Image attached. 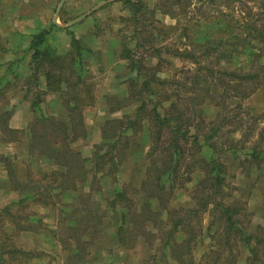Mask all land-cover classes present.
<instances>
[{
  "label": "rangeland",
  "instance_id": "obj_1",
  "mask_svg": "<svg viewBox=\"0 0 264 264\" xmlns=\"http://www.w3.org/2000/svg\"><path fill=\"white\" fill-rule=\"evenodd\" d=\"M103 1L105 0H66L60 10V24L70 22ZM228 1L191 0L193 4L189 7L187 14L180 12V8L175 5L177 13L171 14L162 12L158 8V5L162 3L161 0H129L128 2L113 0L74 24L53 27L55 13L61 0H0V44H3L0 46V112L3 107L4 110L15 111L13 106L24 96L27 101L36 99V94L42 93L40 86L43 88L46 86L44 71L51 70L60 74L58 63L63 65L64 76L70 74L69 69H66L69 61L66 58L69 56L68 52L75 50L74 36L85 49L84 75L86 83L92 86L94 95L93 103L86 105L84 109L88 134L73 143L74 149L80 151L84 157H90L95 145L103 141L104 127L107 125L111 129L107 122L126 115L133 116L136 105L142 101H136V99L143 98L142 96L149 93L146 91L140 94L142 80L146 77L153 80L152 84L157 90L148 98L152 97L158 101L170 94L171 102L176 101L183 110H189L194 106L190 100L189 106L183 104L182 102L185 101L183 95L190 94L187 89L197 81L204 85L207 81L203 76L208 73L210 67L215 65L214 53L206 54L202 44L214 38L229 39L228 37L234 36L239 30L233 22L229 26L224 20L226 19L224 13L230 11L225 5ZM246 1L251 5L257 3L256 0ZM239 2L241 1L234 2L235 5H233L235 8L237 6L235 15L242 10L238 7ZM203 3L202 10H198L197 8ZM40 25L50 29L43 47L50 49L52 57L51 61L44 62L45 65L39 67L38 82L35 84L30 77L34 68L32 50L28 49L29 47L26 49L25 43H22L23 46L14 52L13 58L3 61L1 47H7L4 42L10 36H18L20 39V36H23L26 38L23 41L28 43V36H25L40 32ZM159 49L168 61L165 63V68L156 71L155 65L160 58V55H157ZM186 50H190L186 53L187 58H184L182 54L176 57V52ZM254 50L258 51L256 48ZM60 58L63 59L60 60ZM132 58L133 62L145 66L140 68L141 73L130 64ZM248 58L249 52L240 49L231 63L222 60L221 64L232 69L248 68L251 64ZM261 60L264 62V57ZM74 68L78 72L81 71L80 66H74ZM135 76L141 78V81L133 87L131 80ZM166 78L169 82L160 85L158 80ZM209 84H213L212 79ZM215 89L216 87L212 86L211 92H215ZM222 91L223 88H220L219 93ZM85 95L86 93L83 97ZM42 96L40 99L44 101H40L46 111L53 113L57 110L66 117V108H64L66 95H58L63 106L61 110L46 106V102L57 94H42ZM219 98L220 96L216 98V101ZM216 101L208 98L205 103L196 105L195 111L191 113L194 116L197 115L195 128L191 129V134L196 132L201 114L207 121L216 120L219 124L226 115L239 113L244 118L243 133L245 134H249L252 128L258 125L259 116L264 114V90L261 89L245 100L240 97L227 98L225 111H222L223 104L216 105ZM218 101L223 103L224 98L221 97ZM220 110L223 113L217 116ZM10 118L9 123L13 126L20 124L23 120V117L19 115H13ZM232 127L230 125L227 128ZM239 132L235 133V138L241 136L242 133ZM245 134H242L243 137ZM258 134L259 127L253 139L257 138ZM133 135L134 132L131 133L132 137L128 136L130 142L121 157L120 177L123 181L132 178L139 180L147 169L148 161L145 159V154L148 147L146 144H140L138 137L133 138ZM231 138L225 132L218 138L220 147L228 151V153L220 154L219 157L227 164L229 170L226 177L228 185H225L224 189L233 192L235 196L233 200L238 201L239 205L247 211L244 226H247L248 231H255L259 226L264 225V161L258 162L249 155L250 147L247 146L251 141L243 142L246 147L240 143V149L236 153L226 149L230 145L228 141ZM32 143L33 146L36 144L35 141ZM190 145L195 150L194 144ZM260 146L264 147V143ZM20 148L15 143H5L0 135V264H138L139 262L152 264L154 252L150 250V244H145L143 241L133 249L120 248L114 237L116 227L110 223L111 221L106 224L108 227H104L105 236L96 237L93 244L86 249V253L90 252L85 255L86 257L84 256L86 259L83 258L82 253L72 257L74 253L70 249L75 243V238L66 232L65 224L66 177H57L53 174L43 179L44 173L37 172V164L40 161H33L34 168H31L28 166L29 161L26 160L27 151L24 155ZM63 149L66 150V148ZM50 153L54 161L43 163L47 169L52 168L56 160L58 162L61 160V157L57 156V154L60 155L59 153ZM218 155L219 152L216 153V156ZM61 162L65 164L66 160L62 159ZM21 168L28 171L27 174L22 173L24 176H30L31 172H34V179L28 180L27 184L33 191L42 192L40 197L20 201L21 190H17L14 184H17L15 171L20 172ZM63 170L66 171V166ZM191 176L194 178L195 175L186 173L185 167L181 168L176 185L175 181L173 183L175 192L172 197V206L194 205L190 197L194 186V181L190 180ZM111 180V177L106 179L104 188H109ZM93 187L96 188V186ZM92 192L94 202H98L103 197L98 189ZM5 206L12 211L13 217L4 220V216L8 217L3 211ZM93 206L97 209L95 204ZM31 216H33L32 219H30ZM61 217H63L62 221ZM199 222L206 229L211 225L216 228L219 224L211 211L200 215L197 226H200ZM214 232L212 231V234H215ZM212 234L207 237L204 233L205 240L200 241L196 247V264H204L208 260L209 251L215 242ZM14 249L28 250L31 253L23 256L20 251H13ZM235 254L238 264H250L249 250L244 241ZM159 259L157 264H165L162 258Z\"/></svg>",
  "mask_w": 264,
  "mask_h": 264
},
{
  "label": "trees",
  "instance_id": "obj_2",
  "mask_svg": "<svg viewBox=\"0 0 264 264\" xmlns=\"http://www.w3.org/2000/svg\"><path fill=\"white\" fill-rule=\"evenodd\" d=\"M238 1H241L238 7L242 10L235 15L237 6L235 8L233 5ZM161 2L158 8L162 12L171 14L177 13L174 5L180 8V12L187 14L193 4L191 0H161ZM256 2V5H251L246 0H229L225 3L231 11L224 13L226 24L231 26L233 22L239 30L234 36L228 37L229 39L214 38L202 44L206 54L214 53L215 65L203 76L207 81L204 85L197 81L187 89L190 94L183 95L185 101L182 103L189 106L190 100L194 107L183 110L178 102H171L170 94L158 101L152 97L148 98L157 90L152 84L153 80L146 77L142 80L140 94L146 91L150 94L136 99L142 101L136 105L133 116L126 115L107 122L111 129L107 125L104 127L103 141L95 145L90 157H84L72 146L78 138L87 136L84 109L94 101L92 86L86 83L84 75L85 49L79 40L73 37L75 50L67 54L69 56L66 59L69 61L66 69H69V75H63L61 63H58L60 74L51 70L44 71L46 88L51 93L66 95V117L58 119L59 121L51 117H42V134L39 135L40 142L36 148L41 151L44 149L48 153L50 150L54 152L61 150L60 146L53 148L55 138L57 145L66 147L62 154L63 161L66 160L64 164L66 166L65 224L66 232L75 238V243L70 249L74 253L72 257L82 253L83 258L86 259L85 255L90 253H86V249L93 244L96 237L105 236L104 227L111 221L110 223L116 227L114 237L120 248L133 249L143 241L145 244H150V250L154 252L152 264H157L159 258H162L165 264H196L195 249L200 241L205 240L204 233L210 237L212 231H215V234H212L215 242L204 264H238L235 251H238L243 241L249 250L250 264H264V225L259 226L255 231H248L247 226H244L247 211L238 201L233 200L235 198L233 192L224 189L225 185H228L226 177L229 170L227 164L219 157L220 154L228 151L220 147L218 142L221 133H228L232 138L228 141L230 145L226 149L236 153L240 149V143L251 141L247 146L250 147L249 155L258 162L264 161V147L260 146L264 143V114L259 116L258 125L252 128L249 134L243 133L244 118L239 113L226 115L219 124L216 120L207 121L201 114L196 132L194 134L190 132L195 128L197 117L191 113L195 111L196 105L205 103L208 98L216 101L217 97H223L224 102L218 101L219 98L216 105L223 104L222 111H225L227 98L240 97L245 100L258 90H264V62L261 60L264 57V0H256ZM165 6L167 8H164ZM203 6L204 3L197 9L202 10ZM52 26L56 27L55 24ZM49 33L50 29L43 27L40 32L34 34L29 46L34 64L33 74L30 77L35 84L38 82L39 67L45 65L44 62H49L52 57L50 49L43 47ZM240 49L249 52L248 61L251 64L248 68L232 69L221 64L222 60L231 63ZM157 51L160 58L155 65L156 71L165 68V63L168 61L163 57L160 49ZM188 52L190 50L176 52L175 55L178 57L182 54L187 58ZM130 61L132 67L141 73L140 68L145 66L133 62V58ZM233 63L235 64V61ZM74 66H80L81 71L78 72ZM210 79L213 81L212 85L209 84ZM139 81L141 78L133 77L131 86H136ZM158 82L163 85L169 80L159 79ZM212 86L216 87L215 92H211ZM220 88H223L221 93H219ZM222 111L220 110L217 116H221ZM3 116L5 115L0 119L2 127L6 123ZM230 125L233 127L227 128ZM258 127V137L253 139ZM132 132H134L133 138L138 137L139 143L148 147L145 154V159L148 161L147 169L141 179L132 178L123 181L120 177L121 157L124 149L128 147L130 142L128 136H131ZM238 132L245 136L241 134L235 138V133ZM48 141H52L50 143L52 145H49ZM190 144H194L195 150ZM243 147H246V144H243ZM218 152L219 155L216 156ZM184 167L186 173L195 175L194 178L193 176L190 178L194 181L190 192L194 205L172 206L175 192L173 183L175 181L176 185L179 172ZM108 177L112 180L109 188H104ZM94 189H98L103 196L98 202L93 200ZM37 196L40 197L39 194L26 192L24 198L34 199ZM3 211L8 215L7 218L4 216V220L13 217L8 206H5ZM208 211L215 216V220L219 223L218 227L211 225L206 229L200 222V226H197L199 216ZM13 251H20L23 256L31 253L20 249Z\"/></svg>",
  "mask_w": 264,
  "mask_h": 264
},
{
  "label": "crops",
  "instance_id": "obj_3",
  "mask_svg": "<svg viewBox=\"0 0 264 264\" xmlns=\"http://www.w3.org/2000/svg\"><path fill=\"white\" fill-rule=\"evenodd\" d=\"M62 9V8H61ZM59 18H60V14H59ZM54 22V20H53ZM56 26H60L57 25ZM43 25H40V29L39 31H41L43 29ZM61 27V26H60ZM62 27H64L62 25ZM32 33V32H31ZM36 32L32 33L30 36L26 35L25 37L28 36V43L23 41L24 38L23 36H20L21 39L18 36H10L6 39V41L4 42L5 46H2L1 49L2 51V57H3V61L13 58V54L14 52H16V50H19V48H21L23 46L22 43H25L26 45V49L30 46L31 41L33 39V36ZM16 40H13V39ZM22 44V45H21ZM3 44H0V46ZM29 49V48H28ZM31 55V54H30ZM31 58V56H30ZM40 91H42V93L40 94H36L37 98L34 99L33 101H27L25 100V96L24 98L19 99L16 103V105H14L13 107L16 109L14 110H3L2 112H0V119L3 118L6 119V123L5 126L2 127V125L0 124V135L1 137H3V140L5 141V143H15L18 147H21L20 150H22V154L25 155V151H27V158L26 160L29 161L28 166H30L31 168H34V164L33 161H40L37 164V172L39 174L44 173L43 175V179H46L48 176L50 175H56L57 177H66V171H64V164H62L61 160H62V154L65 151L63 148V145H57V139L55 138L53 141V145L50 144V138H49V145H52L53 148L54 147H59L61 148V150L59 151H55L57 153H59L60 155L57 154L58 158L61 157V160L58 162V160L55 161V165L52 168H45L44 164L45 163H52L53 157L49 154H51L50 152H54L53 150H50V152H46L44 149L38 150L36 148V146L38 145V143L40 142V138L39 135L42 134V117L46 116V117H51L54 118L56 121H59L58 119H64V116L60 113L57 112V110L55 112H48L46 111L43 107V105L41 104V101H44V99H40L42 98V94H53L56 95L55 93H51L45 86V88H43V86H40ZM46 106L49 108H57L58 110H61V107L63 108L62 104L59 101L58 95L57 96H53L52 98H50L47 102H46ZM65 108V107H64ZM13 115H19V117H23L22 121L20 122V124L13 126L12 124L9 123V118ZM85 116V115H84ZM10 118V119H11ZM85 119V118H84ZM11 122V121H10ZM86 125V122H85ZM12 128L15 132L10 131ZM86 129H87V134H88V128L86 125ZM51 137V136H50ZM33 141H35V145L33 146ZM47 141V140H46ZM46 143V142H45ZM44 143V144H45ZM40 145V144H39ZM73 146V144H72ZM74 148V147H73ZM78 151V150H76ZM7 156V154H2ZM17 156V155H16ZM44 163V164H43ZM66 164V163H65ZM24 172V174H27L28 171H25L23 168L20 169V172H18L17 170L15 171L16 175V179H17V184H14V186L18 189L21 190V198L20 201L23 200L27 201V198H24V195L26 192H29L30 194H42V192H35L31 189V187L27 184L28 180L32 181L34 178L33 174L34 172L32 171L30 176H24V174H22ZM38 189V188H36ZM63 191L65 192V190L63 189ZM66 193V192H65ZM38 197V196H37ZM33 200V198H30ZM36 199V198H34ZM32 217V216H31ZM30 217V219H32Z\"/></svg>",
  "mask_w": 264,
  "mask_h": 264
},
{
  "label": "water",
  "instance_id": "obj_4",
  "mask_svg": "<svg viewBox=\"0 0 264 264\" xmlns=\"http://www.w3.org/2000/svg\"><path fill=\"white\" fill-rule=\"evenodd\" d=\"M66 0H61L58 8H57V12L55 13V17H54V23L57 24V25H60V26H69L70 24H74L76 23L77 21L89 16L92 12H94L95 10H97L100 6L104 5L105 3L107 2H110V1H113V0H105L103 2H100L99 4H97L94 8H92L91 10H89L88 12L82 14L81 16L71 20L70 22L66 23V24H60L59 22V14H60V10L62 8V6L64 5Z\"/></svg>",
  "mask_w": 264,
  "mask_h": 264
}]
</instances>
